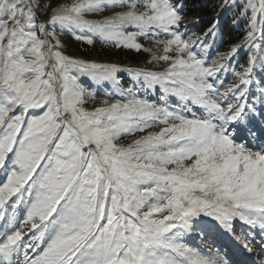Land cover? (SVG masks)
I'll return each mask as SVG.
<instances>
[{
  "label": "snow or ice",
  "instance_id": "obj_1",
  "mask_svg": "<svg viewBox=\"0 0 264 264\" xmlns=\"http://www.w3.org/2000/svg\"><path fill=\"white\" fill-rule=\"evenodd\" d=\"M220 3L239 9L248 29L208 60L209 45L180 31L172 0H81L46 23L37 14L45 5L0 0V264H236L226 249L202 255L183 236L234 237L235 220L264 234V79L253 75L264 71V0ZM115 8L126 10L83 19ZM65 30L136 51H147L138 37L153 40L163 51L153 59L168 66L127 70L133 86L88 110L95 97L78 74L118 85L122 70L62 54L46 37ZM242 48L247 65L222 87L232 67L224 61ZM137 86L159 87L183 111L138 96ZM126 137L135 138L120 143ZM243 249L253 252L249 242ZM251 264H264V244Z\"/></svg>",
  "mask_w": 264,
  "mask_h": 264
},
{
  "label": "rangeland",
  "instance_id": "obj_2",
  "mask_svg": "<svg viewBox=\"0 0 264 264\" xmlns=\"http://www.w3.org/2000/svg\"><path fill=\"white\" fill-rule=\"evenodd\" d=\"M210 1H212V7H213L212 9L216 11L218 10L217 11L218 14L216 15L215 18H213L214 23L217 21H222V20L230 23L231 27H234V29L239 33L240 41L238 43H242L244 41L245 33L248 29L246 17H241L239 14L240 10L235 7H232L230 9H221L220 0H210ZM35 2L38 5L42 4L46 6V11L43 9H40V11H38L37 13L40 21L46 23L50 20L53 12L56 11L57 9H60L61 7H70L74 4L80 3L81 0H45L44 4L40 0H35ZM124 10L126 9L115 8L112 10H106L102 12L86 13L83 16V19L90 21V22H101L112 16H115L117 12L124 11ZM202 17L205 18V16H202ZM202 17L195 18L193 16L194 19L191 22H194V21L198 22V20H202ZM207 19L209 18L207 17ZM234 19L236 20L235 23H233ZM187 20L188 18L186 16H183L181 20L182 24H186ZM218 23L216 25L217 28H218ZM217 32L214 37L210 33L211 41L208 44L209 47L207 48L206 52L203 53V55H205L208 60L217 59L220 55H222V54H218V50L220 48L216 40L218 37ZM205 36H206V33L203 34L202 39H200V41L204 42ZM186 37L189 38V36H186ZM46 38L53 43L55 42V39H59L62 45V47L59 50L62 52V54H64L65 56L69 58H72V59H75L77 61H81L84 63L115 65L122 70L116 74L118 85L113 84L112 81L96 82L87 73L78 74V83L84 87L85 95L86 96L92 95L95 97V99L89 100L84 105V107L87 108L88 110H92L95 107L101 106L105 97L109 96L111 93L116 92L117 88L126 89V88L133 86L134 82L131 76H129L127 70L163 72L168 66L163 61L157 62L156 60L153 59L154 56L163 55L162 45H157L153 40L144 39L143 37H138L137 40L139 43L143 45L144 49H147V51L141 50V52H143L146 55V60L138 61V62H133L127 59L124 52H122L125 50H133V49L113 46V44L111 43L103 42L102 40L99 39V37L94 39L93 44L98 43L99 45H101L100 47L93 48L95 47L93 45L83 46L84 47L83 50L88 51V53L80 52L76 48L69 47L68 39L73 40L74 38H73V34L68 32L67 30H65L64 33H60L58 31L55 34V38L52 35H48ZM191 40L194 42H197L193 39ZM73 41H75V39ZM79 42L84 43L82 41H79ZM99 49H102L108 54L106 56H101L100 52H98L100 51ZM133 51H136V50H133ZM239 51H244L245 54H248L247 50L243 48ZM170 55H174V54H170ZM224 62L226 63L227 61H224ZM237 82H238V77L232 82V84L234 85ZM135 90L138 96L144 97L148 99L149 101L155 104H158V105H164L165 101L168 99L167 97L164 100L161 99V90L159 89V87L152 89V90H147V89L139 88L137 86ZM110 98H114V97H110ZM171 109H175V110L177 109L176 111H183L182 104L181 102H179L178 98H177V104L171 106ZM152 130L158 131L159 129L157 128V129H152ZM139 134L140 133H137L136 135H139ZM128 138H131V137H128ZM123 140H125V138H122L120 142H122ZM235 222L236 220L233 221V223ZM190 236L193 239L199 238L198 232L196 234L190 233Z\"/></svg>",
  "mask_w": 264,
  "mask_h": 264
},
{
  "label": "trees",
  "instance_id": "obj_3",
  "mask_svg": "<svg viewBox=\"0 0 264 264\" xmlns=\"http://www.w3.org/2000/svg\"><path fill=\"white\" fill-rule=\"evenodd\" d=\"M43 4L45 2V0H40ZM190 1V6H189V10H191L193 12L194 17L198 18V17H208L209 20H206L204 22V26H208L211 27V25H213L214 21H213V17L217 14L216 10H213L212 8V1L210 0H189ZM214 4V3H213ZM42 5V4H41ZM225 27L222 28L220 34L224 40V44H225V49L229 50L230 47L234 44H237L240 40H239V33L234 29V27H230L227 25H224ZM237 38V39H236ZM74 40V39H73ZM68 39V45L69 47L72 48H76L77 50H79L80 52H84V53H88V51L83 50V46L84 45H88L86 43H81L77 40L73 41ZM81 44V45H80ZM93 48H98L101 45H99L98 43L92 44ZM82 46V47H81ZM96 50V49H95ZM100 51V55L101 56H106L108 53H106L105 51H103L102 49H99ZM124 52L125 56L127 59L133 61V62H138V61H145L146 60V55L139 51H133V50H125L122 51ZM237 70V68H236ZM142 135V134H139ZM136 135V136H139ZM135 137H131V138H125V140H123L120 143H123L125 145L131 143V141L134 139Z\"/></svg>",
  "mask_w": 264,
  "mask_h": 264
},
{
  "label": "bare ground",
  "instance_id": "obj_4",
  "mask_svg": "<svg viewBox=\"0 0 264 264\" xmlns=\"http://www.w3.org/2000/svg\"><path fill=\"white\" fill-rule=\"evenodd\" d=\"M243 254H244V255H248V252H247V251H245Z\"/></svg>",
  "mask_w": 264,
  "mask_h": 264
}]
</instances>
